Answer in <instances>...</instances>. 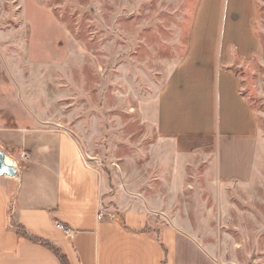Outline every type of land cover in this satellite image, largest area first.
<instances>
[{"label": "rangeland", "instance_id": "obj_1", "mask_svg": "<svg viewBox=\"0 0 264 264\" xmlns=\"http://www.w3.org/2000/svg\"><path fill=\"white\" fill-rule=\"evenodd\" d=\"M217 2L0 0V63L15 80L25 123L73 134L111 195L141 196L149 210L175 219L221 264H264V0L256 2L253 23L258 49L247 56L233 50V59L220 65L239 82L259 129L249 172L219 178L214 132L202 146L175 149L159 128L199 12L225 7ZM245 26L228 23L220 37L219 20L199 21L189 67L196 71L183 84L198 118L179 117L168 105L169 130L187 134L201 126L203 108L206 132L222 121L245 122L236 83L215 69L233 44L249 54Z\"/></svg>", "mask_w": 264, "mask_h": 264}, {"label": "crops", "instance_id": "obj_2", "mask_svg": "<svg viewBox=\"0 0 264 264\" xmlns=\"http://www.w3.org/2000/svg\"><path fill=\"white\" fill-rule=\"evenodd\" d=\"M256 2L218 0L217 4L225 7H205L199 12L185 62L174 74L168 87L171 93L160 109L159 128L171 142L167 143L171 148L193 149L215 139L208 134H217L216 160L221 180L249 172L259 138L252 107L239 95V82L230 71L220 68L233 59V50L247 56L258 49L253 29ZM202 18L208 22L219 20L220 37L228 23L231 27L240 22L246 24L249 54H243L242 48L233 44L232 53L225 60H217L215 69L236 83L235 99L247 116L245 122L222 121L220 127L206 132L202 123L204 118L208 120V113L203 108L199 115L201 126L183 134L176 128L169 130L164 117L170 105L179 117L198 118L187 104L190 95L183 84L187 80L189 84V76L196 71L189 69L194 60L191 48ZM0 144L9 161L14 160L20 167L16 176H0V264H63L53 249L31 240L29 235L53 244L70 264H221L215 252L175 223V219L149 210L141 196L122 191L111 195L106 177L87 160L73 134L25 123L15 80L1 63ZM108 204L114 207L113 217L108 214L112 210L107 208ZM101 212L105 213L103 217ZM56 221L65 223L69 233L57 228Z\"/></svg>", "mask_w": 264, "mask_h": 264}, {"label": "water", "instance_id": "obj_3", "mask_svg": "<svg viewBox=\"0 0 264 264\" xmlns=\"http://www.w3.org/2000/svg\"><path fill=\"white\" fill-rule=\"evenodd\" d=\"M6 153L5 151L0 149V176L8 175V176H16L17 170L13 165H8L5 160Z\"/></svg>", "mask_w": 264, "mask_h": 264}, {"label": "trees", "instance_id": "obj_4", "mask_svg": "<svg viewBox=\"0 0 264 264\" xmlns=\"http://www.w3.org/2000/svg\"><path fill=\"white\" fill-rule=\"evenodd\" d=\"M0 149L2 150H6L3 148V146L0 144ZM18 232H20L19 230H17ZM31 240L42 243L44 245L49 246L51 249H53L55 251V253L59 256L60 260L62 261L63 264H70L69 260L67 259V256L61 252L58 248H56L53 244H51L50 242L42 239V238H37V237H33L31 235L28 236Z\"/></svg>", "mask_w": 264, "mask_h": 264}, {"label": "built area", "instance_id": "obj_5", "mask_svg": "<svg viewBox=\"0 0 264 264\" xmlns=\"http://www.w3.org/2000/svg\"><path fill=\"white\" fill-rule=\"evenodd\" d=\"M110 217L114 216V213H108ZM105 215L104 212H101L100 217H103ZM56 226L57 228H59L61 231H63L64 233L68 234L69 233V228L67 227V225L61 221H56Z\"/></svg>", "mask_w": 264, "mask_h": 264}, {"label": "bare ground", "instance_id": "obj_6", "mask_svg": "<svg viewBox=\"0 0 264 264\" xmlns=\"http://www.w3.org/2000/svg\"><path fill=\"white\" fill-rule=\"evenodd\" d=\"M5 160H6V163L8 164V165H13V163H11L10 161H9V157H5ZM14 166V165H13ZM15 167V166H14Z\"/></svg>", "mask_w": 264, "mask_h": 264}]
</instances>
